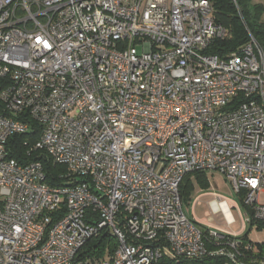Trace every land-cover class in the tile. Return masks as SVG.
<instances>
[{"label": "built area", "instance_id": "2783aa9c", "mask_svg": "<svg viewBox=\"0 0 264 264\" xmlns=\"http://www.w3.org/2000/svg\"><path fill=\"white\" fill-rule=\"evenodd\" d=\"M212 10L0 0V264H264V242L182 210L184 176L216 171L248 214L218 196L214 209L264 232V55L251 37L227 59L206 54L226 35ZM33 125L63 186H48L39 162L8 158V139ZM102 234L114 252L84 257Z\"/></svg>", "mask_w": 264, "mask_h": 264}, {"label": "trees", "instance_id": "16d2710c", "mask_svg": "<svg viewBox=\"0 0 264 264\" xmlns=\"http://www.w3.org/2000/svg\"><path fill=\"white\" fill-rule=\"evenodd\" d=\"M208 1L213 8L214 22L224 27L226 35L222 39H215L205 51L206 54L227 59L230 54L239 52L247 45L251 37L264 55V6L261 3H255L253 0ZM2 109L0 104V113H3ZM38 136L39 130L33 125L29 134L10 137L6 144L8 158L19 164L39 162L45 174V183L50 187L63 186L67 182L64 176L65 168L53 164L42 150L34 149ZM198 187L200 189L207 187L205 172H192L184 176L179 187L182 204L190 201L191 195ZM64 213L65 209L62 207L58 214L52 215V222L57 220V215L60 217ZM242 238L248 239L247 236H242ZM115 249V240L109 235L102 234L87 242L82 255L98 260L111 255ZM222 262L220 258L209 257L200 264H222Z\"/></svg>", "mask_w": 264, "mask_h": 264}, {"label": "rangeland", "instance_id": "374dc122", "mask_svg": "<svg viewBox=\"0 0 264 264\" xmlns=\"http://www.w3.org/2000/svg\"><path fill=\"white\" fill-rule=\"evenodd\" d=\"M253 2L261 3L264 6V0H253ZM137 51L141 53V48L138 47ZM205 175L207 187L205 189L196 188L193 195H191V200L188 203L182 204L184 215L189 220L192 218L204 220L216 230H228L229 232L239 231L241 228V220L237 209L233 208L230 210L232 221L226 225V219L224 220L222 211L214 209L212 203L217 196L226 201L231 200L238 205L241 214L245 216L248 214V210L244 207L241 196L236 193L230 181L219 172L207 171ZM198 196V203L192 209L195 203L193 200ZM242 236H247L248 240L253 244L264 242V232L260 229L255 230L248 224L245 226Z\"/></svg>", "mask_w": 264, "mask_h": 264}, {"label": "crops", "instance_id": "0c3cea01", "mask_svg": "<svg viewBox=\"0 0 264 264\" xmlns=\"http://www.w3.org/2000/svg\"><path fill=\"white\" fill-rule=\"evenodd\" d=\"M198 198H199V196L196 197L193 201L198 203ZM190 200H191V199H190ZM197 203H196V204H197ZM228 203H229V205H231V207H232L234 204L237 205L236 203L232 202L231 200H229ZM196 204H195V205H196ZM195 205H193L192 209L195 208ZM237 208L239 209L238 205H237ZM237 212H238V211H237ZM239 212L241 213L240 209H239ZM192 219H194V218H192ZM224 220H225V219H224ZM225 224L227 225L226 222H225ZM229 226H230V225H229ZM244 230H245V227L243 228L242 225H241V228H240L239 231H231L230 233L239 234V235L242 236V233L244 232ZM224 231H228V230H224ZM260 243H263V242H260Z\"/></svg>", "mask_w": 264, "mask_h": 264}]
</instances>
